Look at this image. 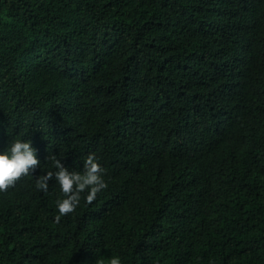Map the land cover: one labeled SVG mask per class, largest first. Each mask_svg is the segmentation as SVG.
Wrapping results in <instances>:
<instances>
[{"label": "trees", "instance_id": "1", "mask_svg": "<svg viewBox=\"0 0 264 264\" xmlns=\"http://www.w3.org/2000/svg\"><path fill=\"white\" fill-rule=\"evenodd\" d=\"M0 264H264V0H0ZM107 187L68 214L56 155Z\"/></svg>", "mask_w": 264, "mask_h": 264}, {"label": "clouds", "instance_id": "2", "mask_svg": "<svg viewBox=\"0 0 264 264\" xmlns=\"http://www.w3.org/2000/svg\"><path fill=\"white\" fill-rule=\"evenodd\" d=\"M23 135L14 138L10 145L0 149V191H4L21 176L33 174L40 165L37 150L30 139H23ZM54 168L37 175L36 187L43 191L48 190L49 181L55 178L59 184L62 197L56 200L58 214L55 219L60 220L62 215L73 212L80 204L81 195L87 202L93 201L98 192L107 187L105 179L106 169L99 162L95 152H89L83 159L82 169H74L62 163L56 155L50 157ZM108 264H123L119 255H113Z\"/></svg>", "mask_w": 264, "mask_h": 264}]
</instances>
